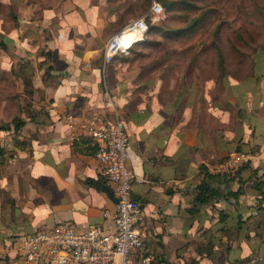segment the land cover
<instances>
[{
    "label": "crops",
    "instance_id": "crops-1",
    "mask_svg": "<svg viewBox=\"0 0 264 264\" xmlns=\"http://www.w3.org/2000/svg\"><path fill=\"white\" fill-rule=\"evenodd\" d=\"M127 3L0 0V70L22 75L0 79L16 84L0 92V112L23 121L0 128V250L60 222L112 224L113 185L84 124L106 112V87L129 136L152 264H264V47L257 79H180L166 99L157 82H132L117 57L103 67L105 43L132 20ZM66 114L77 118L71 130ZM13 118L0 113V125ZM237 149L250 160L235 175L205 176V164ZM203 180L220 195L189 211Z\"/></svg>",
    "mask_w": 264,
    "mask_h": 264
},
{
    "label": "built area",
    "instance_id": "built-area-1",
    "mask_svg": "<svg viewBox=\"0 0 264 264\" xmlns=\"http://www.w3.org/2000/svg\"><path fill=\"white\" fill-rule=\"evenodd\" d=\"M165 17L164 7L152 0L147 12L127 23L111 36L103 48V67L120 54L129 52L128 42L142 40L149 23ZM132 47V46H131ZM105 113L93 112L84 118L88 128L93 157L100 165V175L113 185L118 199L112 215V224L60 222L48 228L37 229L12 238L2 246L0 261L10 264H152L154 255L145 249V233L139 228L141 204L131 196L135 174L129 166V136L121 114L110 92L103 91ZM67 130L76 117L66 114ZM250 160V154L232 151L215 164H205L208 173L232 176ZM107 215V213H106Z\"/></svg>",
    "mask_w": 264,
    "mask_h": 264
},
{
    "label": "rangeland",
    "instance_id": "rangeland-1",
    "mask_svg": "<svg viewBox=\"0 0 264 264\" xmlns=\"http://www.w3.org/2000/svg\"><path fill=\"white\" fill-rule=\"evenodd\" d=\"M127 1L132 20L143 16L152 2ZM156 1L164 7L165 17L152 24L147 19L149 30L137 41L143 44L132 45L128 53L116 56L132 82L155 81L165 91L164 97L171 99L180 79H257L261 76L263 70L258 68L255 55L264 47V0ZM163 1H176V5L167 9ZM151 26L160 27L167 34L151 32ZM21 77L17 68L11 67L10 73L0 70V79ZM15 87V83H0V92L12 95ZM0 113L3 122L16 115L7 106Z\"/></svg>",
    "mask_w": 264,
    "mask_h": 264
},
{
    "label": "trees",
    "instance_id": "trees-1",
    "mask_svg": "<svg viewBox=\"0 0 264 264\" xmlns=\"http://www.w3.org/2000/svg\"><path fill=\"white\" fill-rule=\"evenodd\" d=\"M164 6L168 8H173L176 5V1H163ZM151 32H156L162 36L166 35V32H163L160 27L157 26H151L150 27ZM176 32V31H175ZM178 32V31H177ZM176 32V33H177ZM23 124V121H21L19 118H13L10 124H2L0 125L1 129H7L10 125H13L14 128H18L20 125ZM240 150V149H237ZM3 154V148L0 145V156ZM203 169H205L203 167ZM204 174L207 178L210 176H214L213 174L208 173V171L205 169ZM220 195V192L217 189H214L209 185V183L206 180L201 181L197 186H196V194L194 197V205L192 208L189 209L191 210H196L198 205L205 204L209 201V199L214 198L216 196Z\"/></svg>",
    "mask_w": 264,
    "mask_h": 264
},
{
    "label": "bare ground",
    "instance_id": "bare-ground-1",
    "mask_svg": "<svg viewBox=\"0 0 264 264\" xmlns=\"http://www.w3.org/2000/svg\"><path fill=\"white\" fill-rule=\"evenodd\" d=\"M127 47H131L133 44H131V42H128Z\"/></svg>",
    "mask_w": 264,
    "mask_h": 264
},
{
    "label": "water",
    "instance_id": "water-1",
    "mask_svg": "<svg viewBox=\"0 0 264 264\" xmlns=\"http://www.w3.org/2000/svg\"><path fill=\"white\" fill-rule=\"evenodd\" d=\"M114 201H115V203H116V202H118V199H117V198H115V199H114Z\"/></svg>",
    "mask_w": 264,
    "mask_h": 264
}]
</instances>
